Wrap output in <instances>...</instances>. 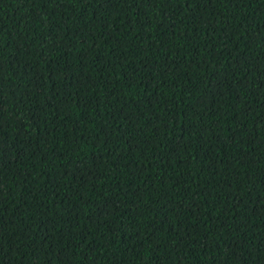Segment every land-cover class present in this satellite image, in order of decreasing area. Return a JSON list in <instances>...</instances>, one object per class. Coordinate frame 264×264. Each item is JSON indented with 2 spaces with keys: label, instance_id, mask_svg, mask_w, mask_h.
I'll list each match as a JSON object with an SVG mask.
<instances>
[{
  "label": "trees",
  "instance_id": "trees-1",
  "mask_svg": "<svg viewBox=\"0 0 264 264\" xmlns=\"http://www.w3.org/2000/svg\"><path fill=\"white\" fill-rule=\"evenodd\" d=\"M0 264H264V0H0Z\"/></svg>",
  "mask_w": 264,
  "mask_h": 264
}]
</instances>
